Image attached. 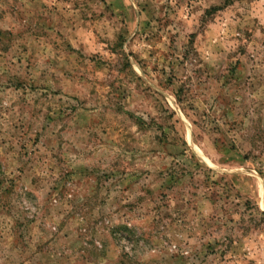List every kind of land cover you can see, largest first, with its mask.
Returning <instances> with one entry per match:
<instances>
[{"label":"rangeland","instance_id":"obj_1","mask_svg":"<svg viewBox=\"0 0 264 264\" xmlns=\"http://www.w3.org/2000/svg\"><path fill=\"white\" fill-rule=\"evenodd\" d=\"M0 264H264V0H0Z\"/></svg>","mask_w":264,"mask_h":264}]
</instances>
